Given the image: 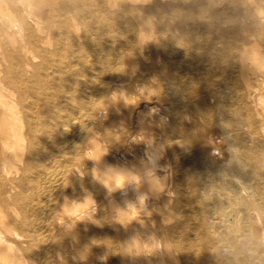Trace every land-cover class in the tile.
<instances>
[{"label": "bare ground", "instance_id": "6f19581e", "mask_svg": "<svg viewBox=\"0 0 264 264\" xmlns=\"http://www.w3.org/2000/svg\"><path fill=\"white\" fill-rule=\"evenodd\" d=\"M150 156L163 193L94 179ZM61 258L264 264V0H0V264Z\"/></svg>", "mask_w": 264, "mask_h": 264}, {"label": "clouds", "instance_id": "9594fccd", "mask_svg": "<svg viewBox=\"0 0 264 264\" xmlns=\"http://www.w3.org/2000/svg\"><path fill=\"white\" fill-rule=\"evenodd\" d=\"M140 96L135 97L131 103H136L140 97H143L145 100H150L151 97L155 94L149 88H140ZM147 93V94H145ZM157 109H151L150 113H155ZM106 155V152L102 150L99 146L87 150L85 154L86 160H91L94 162V166L97 162L101 161L102 158ZM149 167L145 170L143 176L131 174L124 171L114 170L111 167L107 168L103 174H96L94 179H96L106 190L109 196L117 192L118 190L125 189L126 186L136 185L139 186L142 182L146 183L149 186L150 191L153 194L163 193L165 190L164 182L156 175L157 164L156 158L149 157ZM79 172V171H78ZM83 175V173H80ZM68 182L64 185V188L69 186ZM123 194V193H122ZM148 196L146 194H140L138 196L139 210L144 213V215H151L150 212L146 210V201ZM61 211L65 216V220L61 223V226H64L67 221V228L73 229L77 222L80 221H91L96 223L94 216L97 212V204L91 193H86L82 200L70 199L65 196L63 204L61 205ZM125 221H121L124 223ZM151 239V238H150ZM157 244L153 240L151 245L145 242L133 241L128 245L124 252L126 254L139 255L141 253L149 254L153 251L154 248H157ZM80 260L85 259L83 255L79 257ZM62 260V258H61ZM63 264V260H62Z\"/></svg>", "mask_w": 264, "mask_h": 264}]
</instances>
